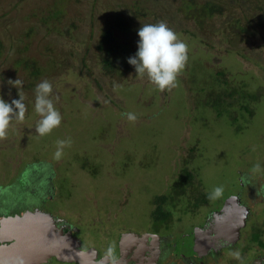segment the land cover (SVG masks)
Returning <instances> with one entry per match:
<instances>
[{
	"label": "rangeland",
	"instance_id": "rangeland-1",
	"mask_svg": "<svg viewBox=\"0 0 264 264\" xmlns=\"http://www.w3.org/2000/svg\"><path fill=\"white\" fill-rule=\"evenodd\" d=\"M83 1L81 10L87 5V0ZM89 1L88 7L97 13V37L106 4L114 5L116 0ZM15 3L0 0V16L11 10L6 16L10 30L23 26L30 12L29 6L15 7ZM47 5L51 1L41 8ZM125 16L135 30L146 23L145 19L136 23ZM221 16L214 25L206 24L207 29L216 32L224 27ZM171 21L170 29L187 45V60L175 87L161 91L146 74L139 76L136 68L128 81L111 82L102 74L94 52L80 46L73 51L72 67L64 69L63 65L46 77L52 85L49 98L60 113V124L45 135L36 132L42 117L35 110L33 92L23 101V119L16 118L14 109L6 135L0 138V187L18 196L21 182L33 169L27 168L28 162L40 160L55 186L45 209L77 223L83 237L101 253L109 248L111 254L115 252V244L121 240L116 228L144 232L156 224L175 237L194 234L195 225L206 228L203 216L219 208L239 187L242 190L240 182L246 188L245 201L254 211L252 223L264 219V44L255 34L229 44L214 42L206 37L207 29L203 34L191 20L184 19L177 3L172 7ZM86 30L83 27L78 32L80 39L87 36ZM82 56H87L86 66ZM216 67L224 68L230 82H244L249 92L257 93L247 98L253 113L242 112L231 120L225 112L218 115L219 108L206 105L207 98L196 87L206 85ZM0 98L9 104L14 99L8 92ZM127 113L135 119L129 120ZM61 140L66 143L56 158ZM185 169L191 178L184 182L192 184H186L185 190L172 189ZM242 177L248 180L243 182ZM217 187L222 188L221 194L209 198ZM192 194V198L194 194L196 198L207 197L208 204L187 211ZM161 195L166 201L165 212L161 209L153 216ZM241 239L246 237L242 234Z\"/></svg>",
	"mask_w": 264,
	"mask_h": 264
},
{
	"label": "trees",
	"instance_id": "trees-1",
	"mask_svg": "<svg viewBox=\"0 0 264 264\" xmlns=\"http://www.w3.org/2000/svg\"><path fill=\"white\" fill-rule=\"evenodd\" d=\"M15 1V7L27 5L30 12L23 26L14 30L8 28L9 22L6 18L11 10L1 13L0 94L4 96L7 92L11 93L14 99L22 96L24 102L35 92V86L46 80L52 70L64 68L63 65L64 69L72 67L73 51L80 46H83L82 49L86 52H94L102 74L110 77L111 82L115 79L118 82L128 81L135 69L134 65L128 63V58L135 56L139 37L135 36L137 30L128 22L126 16L124 17V13L136 23L138 19H145L146 23H141L142 25L162 21L170 28L173 24L172 7L177 3L178 11L184 19L191 20L204 34L206 24L210 25L211 22L214 25L218 16L222 15L223 7L227 5L226 13L222 15L226 25L216 32L208 28L206 37L214 42L229 44L241 39L243 35L247 37L255 34V39L264 44V0H116L114 5L106 4L103 25L99 27L97 37L94 31L98 25L97 13L90 5L88 7L89 0L83 10L81 9L85 3L82 0H38L36 3H31L30 0ZM50 1L51 5H47L45 9L41 8L44 2L49 4ZM15 7L12 5L13 12ZM83 27L89 31L86 30L87 36L80 39L78 32ZM79 41L83 44L78 43ZM202 41L212 49L204 38ZM86 57L82 56L84 66ZM211 73V79L205 80L206 85L196 87L199 93L207 98L206 105L219 108L217 114L225 112L231 120H236V116L242 112L253 113L247 98H254L257 93L249 92L244 82H230L224 68L216 67ZM16 79L21 81L19 86L11 83ZM242 99L245 102L240 101ZM181 176L172 189L185 190L186 184H192L184 182L187 181L186 178H191L186 169ZM246 180L248 179L242 177L243 182ZM261 188L264 189V182ZM161 196L162 201L156 203L153 216L158 215L166 204L164 195ZM192 197L193 194L190 198ZM207 199L201 196L186 210L194 211L201 205H207Z\"/></svg>",
	"mask_w": 264,
	"mask_h": 264
},
{
	"label": "flooded vegetation",
	"instance_id": "flooded-vegetation-1",
	"mask_svg": "<svg viewBox=\"0 0 264 264\" xmlns=\"http://www.w3.org/2000/svg\"><path fill=\"white\" fill-rule=\"evenodd\" d=\"M36 164L39 165V168L36 167ZM40 164V160L28 162L27 168L33 166V169L27 179L21 182L17 192L18 196L13 197L8 194L9 190L6 191L4 186L0 187V249L15 243L18 234H24L27 237V242L35 249L40 246L37 239H42L44 233H50L66 236L72 244L69 252L80 250L87 253L89 251L91 253V256L88 255L90 262L61 261L51 254L41 264H264V219L258 223L259 218H257L256 223H252L254 211L250 210V205L245 201L243 183L240 184L242 190L239 188L235 192L239 194L240 199L239 204L235 207L246 206L249 208L242 225H238L234 221H226L228 215L221 213L226 200L219 208L209 210L212 212L203 216V225L212 218V215L217 217L214 225L217 232L215 228L208 231L203 226L196 227L197 225H195L194 234H190V236L180 234L175 237L174 234L168 233V230L162 231L154 221L152 223L157 227L151 225L144 232L116 228L115 234L119 235L121 240L115 244V252L106 256L105 253H101L99 247L83 237L84 231H81L77 223H72L61 214L45 209L48 200L52 198L51 194L55 186L54 178L51 175L47 176L51 173L46 168H42ZM17 193L15 194L17 195ZM7 194L9 197L6 199ZM196 199L198 198L194 194V198L190 199L191 201L188 200L191 203L187 201L186 209ZM204 206L205 204L198 209ZM16 219L21 221L16 222ZM234 227L238 229L237 233L231 234ZM220 229L221 233H219ZM223 229L227 230L223 231ZM129 233L137 234L138 238H132L130 241L122 239ZM242 234L246 237L245 240L241 239ZM144 236L146 237L143 238ZM234 251H239V259L233 257ZM30 259L33 261L29 264H40L39 257Z\"/></svg>",
	"mask_w": 264,
	"mask_h": 264
},
{
	"label": "clouds",
	"instance_id": "clouds-1",
	"mask_svg": "<svg viewBox=\"0 0 264 264\" xmlns=\"http://www.w3.org/2000/svg\"><path fill=\"white\" fill-rule=\"evenodd\" d=\"M137 36L139 37L137 51L135 56L128 58V63L135 66L139 76L146 74L161 91L175 87L177 75L182 71L187 60V45L162 21L143 24L137 29ZM11 83L19 86L21 81L16 79ZM35 93V110L42 117L36 126V132L45 135L60 124L61 116L53 106L52 99L49 98L52 93V85L49 81H40L35 86ZM23 100L24 98L20 96L9 104L0 98V138L6 135V129L11 120L10 114L14 112V109L16 118L23 119L26 111ZM126 115L129 120L135 119L132 113ZM65 143L63 140L57 142L58 148L54 154L56 158L61 156ZM256 167L258 168L259 165ZM221 192L222 188L217 187L209 194V198L218 197ZM233 196L239 197L237 194H232ZM111 252L112 249L109 248L105 255L110 256ZM232 255L236 259L240 258L239 251H234Z\"/></svg>",
	"mask_w": 264,
	"mask_h": 264
},
{
	"label": "water",
	"instance_id": "water-1",
	"mask_svg": "<svg viewBox=\"0 0 264 264\" xmlns=\"http://www.w3.org/2000/svg\"><path fill=\"white\" fill-rule=\"evenodd\" d=\"M240 200L238 196L229 197L225 203V207L221 213L224 215H228L226 217V221L228 222H235L236 224H243L244 218L246 217L247 213L249 212V208L244 207H235L239 204ZM236 212V213H235ZM217 217L212 215V218L206 222V229L211 231L215 228V220ZM239 219V222H238ZM16 222H20L21 220L16 219ZM239 228V227H238ZM227 230V229H223ZM237 228L234 227L231 234L237 233ZM215 231L217 232L216 228ZM221 233V229L219 230ZM144 236L143 238H145ZM225 237V236H224ZM18 238L15 243L8 247H3L0 249V264H17L18 262L21 264H29L31 261L30 258L35 259L39 257L40 264L45 260L46 257L54 254L58 260L65 261H82L83 262H90L88 259V255L91 256V253L88 251H71L70 246H72L69 239L63 234H43L42 239H37V242L40 244L38 248L33 249L32 245L27 242V237L24 234H18ZM132 238L137 239L138 235L134 233H129L122 237V239H127L130 241ZM224 240V239H223Z\"/></svg>",
	"mask_w": 264,
	"mask_h": 264
}]
</instances>
